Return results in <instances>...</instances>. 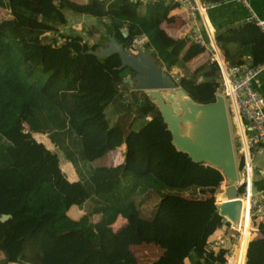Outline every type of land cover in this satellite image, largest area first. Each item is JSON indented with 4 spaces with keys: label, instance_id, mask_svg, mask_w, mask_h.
<instances>
[{
    "label": "trees",
    "instance_id": "16d2710c",
    "mask_svg": "<svg viewBox=\"0 0 264 264\" xmlns=\"http://www.w3.org/2000/svg\"><path fill=\"white\" fill-rule=\"evenodd\" d=\"M0 8L11 15L0 21V214L9 215L0 221V264H226L229 241L206 249L223 234L213 203L225 200L223 191L214 199L215 188L225 187L222 173L175 149L155 104L123 84L130 69H117L116 54L96 57L90 50L101 43L61 31L64 12L72 11L106 19L89 34L106 41L112 35L125 50L144 35L145 52L177 87L195 101L212 100L217 63L207 55L187 64L205 47L160 25L174 4L0 0ZM214 41L227 65L264 62V37L252 22L228 25ZM171 69L180 73L171 76ZM124 88L130 101L122 97ZM37 134H45L53 149ZM121 143L120 163H91ZM63 161L74 180L60 169ZM206 189L207 196L197 195ZM73 205L87 208L73 218L67 214ZM93 213L100 215L95 222L89 220ZM117 216L125 223L113 229ZM256 229L259 236L247 244L249 222L240 233L232 264H243L244 250L245 264H264V223ZM132 232L129 242L144 247L140 259L119 243Z\"/></svg>",
    "mask_w": 264,
    "mask_h": 264
},
{
    "label": "water",
    "instance_id": "95a60500",
    "mask_svg": "<svg viewBox=\"0 0 264 264\" xmlns=\"http://www.w3.org/2000/svg\"><path fill=\"white\" fill-rule=\"evenodd\" d=\"M90 52L96 57L116 54L119 58L117 69H130V73L125 74L127 78L122 79L123 84L143 91L155 104L175 149L186 153L193 162L217 168L222 173L226 199L214 201V210L235 224L239 218V198L242 196L238 190L240 181L234 154L236 147L231 140L223 96L216 93L212 100H193L141 47L134 44V51L125 50L112 35H108L103 45H97ZM179 96L182 98L176 99ZM8 217V214L1 213L0 221Z\"/></svg>",
    "mask_w": 264,
    "mask_h": 264
},
{
    "label": "built area",
    "instance_id": "2783aa9c",
    "mask_svg": "<svg viewBox=\"0 0 264 264\" xmlns=\"http://www.w3.org/2000/svg\"><path fill=\"white\" fill-rule=\"evenodd\" d=\"M128 2H157L162 0H126ZM178 9L183 10L187 16L194 17L195 15H202L206 10L211 7L219 4L221 0H168ZM235 3L242 5L248 12V17L245 20L252 22L259 30V32L264 37V19H260L253 12L249 0H231ZM187 39L193 43L202 45L204 47L212 45L210 39V34L203 36L199 29L192 27L189 33L187 34ZM146 37L140 35L131 41L129 51H134V44H137L139 47L143 46ZM210 60H214L220 70V81L218 82V87L215 91V94H221L224 98L226 109L233 110L238 117H242L249 126L251 132L250 135L246 138L242 135L241 139L236 147V164L237 161L242 159L240 167L238 166L237 170H240L238 177L240 179L239 186L244 185V190L240 191L241 196L245 199V207L243 210V215H246L248 221L256 216L264 214V189L260 190L256 196L251 195V182L250 176L252 172V157L254 151L264 153V145L260 144L264 142V111L263 105L264 101L260 94H258L252 87L251 81L256 76V74L264 68V62L256 65L250 66L248 63L233 64L227 65L224 63L222 56L218 51H212L210 55ZM127 78L124 75L123 79ZM199 78V77H198ZM120 89H123V86H120ZM128 92H122V97L126 101H130L128 98ZM124 100V101H125ZM125 101V102H126ZM235 154V152H234ZM238 186V187H239ZM222 222L227 221L226 218L222 217ZM229 222V221H227ZM230 223V222H229ZM231 225V224H230ZM225 224H222L224 227ZM231 228H233L231 226ZM255 228V227H253ZM253 228H250V232ZM235 229V228H233ZM239 231V230H238ZM239 234L236 236V241ZM230 237L233 235L230 233ZM235 241V242H236ZM235 244V243H234ZM231 243V246L227 248L222 253V258L226 264L229 263V257L232 254V248L234 246ZM218 246H224L222 242V237L217 236L213 241H209L206 244V249H214ZM246 248V247H245ZM243 264H245V250L242 254Z\"/></svg>",
    "mask_w": 264,
    "mask_h": 264
},
{
    "label": "crops",
    "instance_id": "0c3cea01",
    "mask_svg": "<svg viewBox=\"0 0 264 264\" xmlns=\"http://www.w3.org/2000/svg\"><path fill=\"white\" fill-rule=\"evenodd\" d=\"M249 4L255 15L260 19H264V0H249ZM1 11H2L1 13L3 14V18H1L0 21L3 19L10 20L11 15L9 11L6 9ZM248 15L249 14L247 10L242 5L235 3L231 0H221L219 4L206 10V12L203 13L202 15H195L194 17L187 16L183 10L175 7L167 13L165 18L161 21L160 25L169 35L174 36L175 38L181 37L183 35H187L192 27H196L197 29H199V31L203 36L208 37V35L210 34L212 45L210 44L209 46H206L204 51L193 56L187 62V64L189 65L191 64L193 66L206 59L207 55L210 57L213 49L218 51L220 56H222L223 58L222 53L217 48L214 41L215 32L223 30L228 25L241 24L245 22ZM91 18L93 17L91 16ZM262 40H263L262 37L256 36L255 38L256 42H262ZM173 70H177V69H173ZM173 70L171 69V71ZM178 73L180 72L178 71ZM251 87L258 94L262 96L264 101V68H262L253 78V80L251 81ZM226 110H227V118H228L230 132L232 131L234 135L235 147H237L241 139V136L243 135L246 138L247 136L250 135L251 130L249 126L246 125L242 117H238L236 113L233 112V110H229L228 108ZM263 111H264V105H263ZM123 153H124V144L121 143L115 148L108 150L100 157L93 159L91 163L93 165H115L123 160ZM254 155L262 156L261 158H258L256 160L254 170H253V165L251 164L252 172L250 176V182H251V187L254 188V192L252 193L250 189V193L251 195L256 196L260 190L264 189V153L254 151L253 157H255ZM62 165L65 166V169L62 168ZM60 169L62 170V172L64 173V175L68 180H74L75 178L74 173L70 172V169L67 167V164L64 161L62 162ZM84 208H87V205L82 206V208H79L78 206L75 205L70 206L69 209L67 210V214L70 217L76 218V216L78 217V215H80L79 213L81 211L82 212L84 211ZM99 217H100L99 213H93L89 216V220L91 222H95L99 219ZM258 221L264 223V214L257 216L256 221L254 222L255 226ZM124 223H125V219L122 218L121 216H117L112 224V228L113 229L119 228ZM238 227L241 228L239 222H238ZM221 229L222 230L225 229V226L224 227L221 226ZM251 235H253V237L259 236L256 227L251 230ZM217 236L222 237V242L224 245L228 243L229 240L226 237H223L222 235H217ZM158 248L160 254L163 249L160 246H158ZM158 255L150 260L156 259ZM9 264H14V263L11 262Z\"/></svg>",
    "mask_w": 264,
    "mask_h": 264
},
{
    "label": "rangeland",
    "instance_id": "374dc122",
    "mask_svg": "<svg viewBox=\"0 0 264 264\" xmlns=\"http://www.w3.org/2000/svg\"><path fill=\"white\" fill-rule=\"evenodd\" d=\"M75 1L82 2L83 0H75ZM1 10H4V9L0 8V19L3 18V14L1 13L2 12ZM64 14H65V17H66L67 21L61 27L62 33L74 34L75 36L80 37V39H82V41H86V42H89V43H101L103 45L106 42V40L101 39V37H99L98 33L89 34V30H96V31L101 30L102 29L101 23L105 22L106 19L97 18V17H93V16H92L93 18H91L90 15L74 13L72 11H65ZM141 49H142L143 52H145L143 46L141 47ZM159 67L165 72V68L163 66H159ZM168 73L171 76H174V75H177L178 70H173V71L169 70ZM130 89H131V86H130ZM130 89L124 88V91H129ZM161 91H163V90H161ZM183 128L185 129V127H183ZM230 134H231V140H232L233 146H235V138H234V135H233L232 131L230 132ZM37 135H38V138L41 139L46 144V146L48 148L53 149V146L48 143L45 134H37ZM234 152H235V159H236V151H234ZM261 157H262L261 155H256L255 157L252 158L253 170H254V166H255L256 160L258 158H261ZM205 167H209V166L205 165ZM62 168L65 169V166L62 165ZM237 168H238V166H237ZM237 172H240V170H237ZM238 190L239 191H243L244 190V185L239 186ZM220 191H222L221 190V186L218 185L215 188L214 199H215V194L220 192ZM251 191H252V193L254 192V188L253 187H251ZM208 193L209 192H208L207 189L203 190V191H201V190L197 191V195L199 197H205V196L208 195ZM147 204L150 205V207H151V202L148 201ZM150 207H148V208L143 207L142 209L148 210V209H150ZM239 215L243 216V211L242 212L240 211ZM244 218H245V216H244ZM256 218L257 217L255 215L254 217H252L249 220V224H250L251 228L256 227L254 225V222L256 221ZM227 220L229 221V219H227ZM229 222L231 223V225H233V223L231 221H229ZM229 222H227V221H225L224 223L222 222V224H225V229L224 230L221 229L223 231L222 236L226 237L229 240V242H231L233 244L235 243L233 248H232V250H234L235 249V245H236V242H235L236 241V236L238 234L240 236V233L243 231L244 222L242 220L241 221L239 220V221H237L235 223V224L238 225V222H239V224L241 226V228L239 227V231H238V229L231 228V225H230ZM230 233L233 235V237H230ZM249 234H250L249 235V239L246 240V243L248 242V240L252 239V237H253V235H251L250 230H249ZM132 236H134V232H132V234L126 236L124 238V241H122V242L120 241L119 243L122 244L123 251H125L127 253H130V255H133V257L136 258V259H140L142 257L140 252L143 250L144 247L141 246L140 243L136 244V242H133V241L129 242V239ZM239 236H238V239H239ZM213 240L214 239H212L211 241H213ZM238 242L239 241H237V246H238ZM146 249H148V248H146ZM241 258H242V255H241ZM242 262H243V260H242Z\"/></svg>",
    "mask_w": 264,
    "mask_h": 264
},
{
    "label": "bare ground",
    "instance_id": "6f19581e",
    "mask_svg": "<svg viewBox=\"0 0 264 264\" xmlns=\"http://www.w3.org/2000/svg\"><path fill=\"white\" fill-rule=\"evenodd\" d=\"M182 98V96H179V97H177L176 99H181ZM239 179V178H238ZM239 181H240V179H239ZM223 191H224V189H223ZM226 199V198H225ZM239 200H240V204H241V209H240V211L242 212L243 210H244V207H245V199L242 197V198H239ZM225 218V217H224ZM228 221V220H227ZM243 222H244V229H243V231L247 228V225H248V218H245L244 220H242ZM232 226V225H231ZM233 227V226H232ZM251 228V227H250ZM238 241H239V239H238ZM232 252V254H231V256L229 257V263L230 264H232V262H233V260H234V255H233V253H234V250H232L231 251Z\"/></svg>",
    "mask_w": 264,
    "mask_h": 264
},
{
    "label": "flooded vegetation",
    "instance_id": "af4514ba",
    "mask_svg": "<svg viewBox=\"0 0 264 264\" xmlns=\"http://www.w3.org/2000/svg\"><path fill=\"white\" fill-rule=\"evenodd\" d=\"M129 51V49H127Z\"/></svg>",
    "mask_w": 264,
    "mask_h": 264
},
{
    "label": "clouds",
    "instance_id": "9594fccd",
    "mask_svg": "<svg viewBox=\"0 0 264 264\" xmlns=\"http://www.w3.org/2000/svg\"><path fill=\"white\" fill-rule=\"evenodd\" d=\"M133 90V89H132Z\"/></svg>",
    "mask_w": 264,
    "mask_h": 264
}]
</instances>
